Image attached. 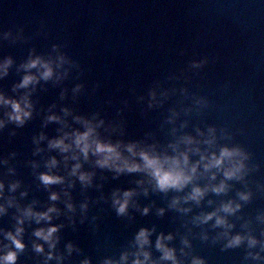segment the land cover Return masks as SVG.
<instances>
[{
  "label": "water",
  "instance_id": "95a60500",
  "mask_svg": "<svg viewBox=\"0 0 264 264\" xmlns=\"http://www.w3.org/2000/svg\"><path fill=\"white\" fill-rule=\"evenodd\" d=\"M21 28L25 39L18 42L0 39V58L12 56L16 61L9 75L0 80V90L13 97L23 94L25 90L14 92L13 86L23 76L22 71H17L19 65L33 49L36 54L47 56L53 44H60L79 63L80 69H74L59 85L41 82L32 97L36 103L33 118L23 127L9 123L0 130V161L8 160V164L0 163V180L6 184L22 182L15 194L6 192L15 195L20 204L27 206L36 200L38 210H44L53 203L49 200L51 191L63 195V185L46 189L37 179L39 171L47 170L44 165L51 156L62 162V155L55 150L34 155V138L41 132L49 138L60 134L57 131L60 124L44 126L48 109L53 105L56 107L52 110L60 114L67 106L81 115L99 112L109 123L122 121V134L104 133L113 140L159 142L162 148L166 147L173 139L174 126L167 123L170 109L189 105L191 100L177 92L163 106L150 109L148 93L157 84L169 89L187 87L194 95L206 96L212 106L202 114L182 116L181 119L190 120L183 131L195 135L197 126L207 125L229 129L233 135L231 143L245 147L252 153L251 163L260 165L250 177L253 187L256 183L264 184V0H0V33L12 31L15 36ZM205 56L209 63L203 69L190 70L192 60ZM170 76L180 79H169ZM77 83L83 84L84 89L74 99L71 90ZM64 89H68V95L61 99ZM4 111L0 109V116ZM68 119L74 127H80L71 117ZM41 147L47 149V141ZM32 161L39 163V169L32 167ZM60 167L63 169V163ZM10 168H15L14 174L9 172ZM85 168L91 170L92 165L85 164ZM95 171L97 187L84 189L77 182L71 190L77 206L85 200L90 203L84 222L81 223L83 214L79 211L75 226L67 215L53 221L65 225L59 233L58 250L67 257L69 242L81 249L67 257L65 264H80L85 258H90L92 264H102L107 257L119 259L142 227L156 228L153 244L160 232L175 233L176 239L170 243L178 250L182 247V236L192 228V254L202 256L207 264H255L245 261V247L224 250L222 243L199 238L205 229L210 237L221 229H212L211 224L199 228L189 223L185 227L192 215L213 210L221 200L235 198L237 191L243 190L242 184L230 182L234 187L228 194L209 195L208 199L216 204L208 206L205 200L202 208L195 207L188 216L171 209L162 217L157 215V209L166 208L175 193L141 194L137 197L141 208L152 205V211L143 215L135 208L130 209V219L116 214L111 195L117 188L137 187L136 181L142 175L124 174L115 178L108 170ZM24 190L29 195L21 198L20 192ZM55 203L65 209L63 198ZM259 212H264V192H258L239 214L245 220H253L257 234L264 231V226L255 223ZM16 214L17 210L10 208L7 215L0 217V229L14 231ZM232 219L236 223L234 232L242 231L244 221ZM42 226L34 222L25 225L27 247L20 254L19 264H43V255L32 247L35 240L32 233ZM152 251L158 259L160 253L154 246ZM190 260L191 257L186 264Z\"/></svg>",
  "mask_w": 264,
  "mask_h": 264
},
{
  "label": "clouds",
  "instance_id": "9594fccd",
  "mask_svg": "<svg viewBox=\"0 0 264 264\" xmlns=\"http://www.w3.org/2000/svg\"><path fill=\"white\" fill-rule=\"evenodd\" d=\"M0 39H12L18 42L25 39L23 29H19L13 36L12 31L0 33ZM16 61L12 56L0 58V80L7 77L15 65ZM209 63L208 57L194 59L189 68L194 72H199ZM80 69L77 61L73 60L60 44H53L51 52L47 55L36 54L33 49L27 59L19 65L17 71H22V79L13 86L14 92L25 90L18 97L9 96L0 90V109H4L3 116H0V130L9 123H14L17 127H23L31 120L36 112V103L32 97L42 86L41 82L47 84H61L73 73V70ZM35 70V71H33ZM169 79H180L179 76H170ZM84 85L77 83L72 88L73 98L76 99L83 92ZM177 92L181 93L185 99H190L191 104L180 108L173 107L167 117V123L173 125V139L161 147L159 142L147 143L144 141H129L123 139L113 140L111 135L104 133H121L122 121L109 123L102 118L99 112L89 115L76 114L73 109L65 106L61 113L52 110L56 106L48 109L44 126L50 123L60 124L57 130L60 134L49 138L46 133L41 132L34 138L36 145L34 155H39L46 150L59 152L63 161L56 156H51L45 162L46 171H39L37 179L40 184L51 189L53 185H63V195L61 192L51 191L49 200L51 203L44 210H38L36 200L27 206L19 203L15 195H6V192L15 194L22 187V182L16 180L11 184H6L0 180V217L8 214L10 208H15V230L5 231L0 229V264H19L20 254L26 249L24 241L26 231L25 225L29 226L34 222L36 225H44L36 228L32 235L35 237L32 247L37 254L43 255V264H65L67 257L73 253L80 252L81 249L72 242L66 245L67 257L63 251L58 250L61 237L59 235L64 224L53 223L61 215H67L73 226L76 224V213H82L81 223L84 222L90 207L89 201L85 200L79 206L74 202L71 190L76 187L77 182L84 188L97 187L95 179L97 172L95 169H105L115 174L118 178L124 174L139 173L142 178L136 181L137 187L126 190L115 189L111 195V205L116 214L121 217L131 219L130 209L135 208L143 215H148L152 211V205L141 208L137 197L141 194L148 196L152 192L175 193L168 203V206L157 209L158 216H164L169 209L188 216L193 213L195 207H203L205 200L207 205L216 204L213 199H208L210 194L222 196L228 194L237 182L243 185V190L236 193L235 198L221 200L217 207L211 211H200L192 215L188 224L199 228L211 224L212 229H221L214 237H210L205 229L199 234L203 241L212 240L213 243H222L223 249H236L245 247V261L264 264V231L257 234L252 226L253 220H245L239 215L245 205L253 201L258 192H264V184L253 182L250 177L257 172L260 165H253L252 153L245 147L237 143H231L232 133L227 128L218 129L215 125L206 127L197 126L195 135L183 131L187 129L190 120L181 117H190L193 113L202 114L212 105L206 96H197L190 92L187 87L180 89L160 88L159 84L148 93V108L163 106L170 96ZM68 89L61 92V99L66 98ZM141 100L144 97L140 98ZM122 111V110H121ZM75 121L80 127H74L71 121ZM179 122V123H178ZM104 130L103 132L101 130ZM224 141L221 143V141ZM47 141V149L41 147ZM15 156V153L12 154ZM196 156L198 159H193ZM8 164V160L0 161ZM32 167L39 169L40 165L32 161ZM63 163V169H61ZM85 164H91L92 169L85 168ZM15 168H10V173H15ZM66 174H61V173ZM201 181H205L201 183ZM102 187V185L98 186ZM27 190L20 192V197H27ZM65 204V209H61L55 202L61 201ZM233 217L243 220L242 231L234 232L236 223ZM255 223L264 226V212H259L255 216ZM156 233L155 227H142L136 232L131 247L119 256V259L107 257L102 264H186L191 257L190 264H207L202 256L192 254L193 229L188 228V232L181 238L182 247L179 250L171 245V241L176 239L175 233L160 232L156 236L153 244V235ZM4 241H7L5 243ZM47 246V247H46ZM160 253L158 259L154 258L152 248ZM80 264H92L90 258L83 259Z\"/></svg>",
  "mask_w": 264,
  "mask_h": 264
}]
</instances>
